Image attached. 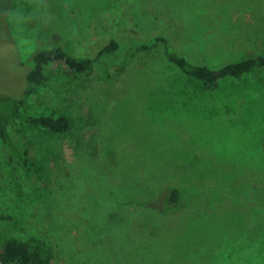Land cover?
<instances>
[{
  "label": "rangeland",
  "instance_id": "rangeland-1",
  "mask_svg": "<svg viewBox=\"0 0 264 264\" xmlns=\"http://www.w3.org/2000/svg\"><path fill=\"white\" fill-rule=\"evenodd\" d=\"M154 34L215 68L264 54V0H0V91H22L41 45L94 58L115 36ZM54 108L72 127L26 129L34 179L0 137V249L39 236L52 264H264V68L205 90L164 45L129 44L29 99Z\"/></svg>",
  "mask_w": 264,
  "mask_h": 264
},
{
  "label": "trees",
  "instance_id": "trees-1",
  "mask_svg": "<svg viewBox=\"0 0 264 264\" xmlns=\"http://www.w3.org/2000/svg\"><path fill=\"white\" fill-rule=\"evenodd\" d=\"M130 19L129 24H132ZM128 26V21H125ZM124 26V25H123ZM115 36L98 52L96 57H80L70 52L66 43H53L38 47L29 57L22 61L26 66V77L23 89L19 93H2L0 91V137L7 159L26 172L29 179L42 173L43 165L31 156L27 128L43 129L53 134H63L72 127L69 114L54 108L51 111L31 112L30 97L48 80L59 75L78 78L92 73L94 64L118 51H124L129 44L138 45L141 49L150 50L164 45L167 61L179 68L205 90H214L224 82L242 79L258 68H264V54H252L246 58L233 60L215 68L208 64L196 63L188 58L185 52L175 47L163 34H154L146 38L132 39ZM125 40H129L126 43ZM168 202L177 207L183 198V192L177 186L170 187ZM11 219L10 215H3ZM52 247L39 236L23 240L9 237L0 249V259L8 264H52Z\"/></svg>",
  "mask_w": 264,
  "mask_h": 264
},
{
  "label": "water",
  "instance_id": "water-1",
  "mask_svg": "<svg viewBox=\"0 0 264 264\" xmlns=\"http://www.w3.org/2000/svg\"><path fill=\"white\" fill-rule=\"evenodd\" d=\"M0 264H8V263H5L2 259H0Z\"/></svg>",
  "mask_w": 264,
  "mask_h": 264
}]
</instances>
